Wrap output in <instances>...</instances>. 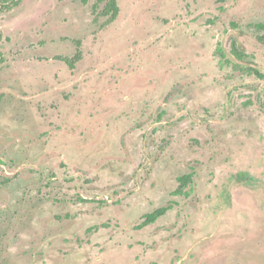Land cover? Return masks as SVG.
<instances>
[{
    "label": "rangeland",
    "instance_id": "1",
    "mask_svg": "<svg viewBox=\"0 0 264 264\" xmlns=\"http://www.w3.org/2000/svg\"><path fill=\"white\" fill-rule=\"evenodd\" d=\"M116 3L0 4V264H264V0Z\"/></svg>",
    "mask_w": 264,
    "mask_h": 264
},
{
    "label": "trees",
    "instance_id": "2",
    "mask_svg": "<svg viewBox=\"0 0 264 264\" xmlns=\"http://www.w3.org/2000/svg\"><path fill=\"white\" fill-rule=\"evenodd\" d=\"M22 0H0L1 8L2 9H9L11 6H17ZM98 3L104 2V9L101 13L103 16H107L112 20H114L117 17L118 14V6L116 3V0H97ZM11 5V6H10ZM253 28L255 29L257 34V41L264 45V22L254 24ZM231 54L232 56L238 60L242 61L245 54L241 52V50L238 48L237 43L235 41L231 44ZM219 56L221 58H224V53L219 48L218 49ZM80 58V52H77V54L74 56L73 59L65 60L70 68L74 67V64L76 61H78ZM247 71L249 73H255L258 75V72L256 70H253L251 68H248ZM187 179V178H184ZM170 210V206H164L160 207L156 210H154L151 213H148L144 216V219L142 223L138 226L139 228L145 227L147 225L155 223L159 218L163 217L168 211Z\"/></svg>",
    "mask_w": 264,
    "mask_h": 264
}]
</instances>
